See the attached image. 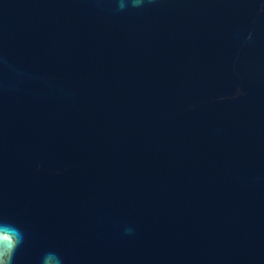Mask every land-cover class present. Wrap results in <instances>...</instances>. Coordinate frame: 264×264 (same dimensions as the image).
Instances as JSON below:
<instances>
[{
  "label": "water",
  "instance_id": "1",
  "mask_svg": "<svg viewBox=\"0 0 264 264\" xmlns=\"http://www.w3.org/2000/svg\"><path fill=\"white\" fill-rule=\"evenodd\" d=\"M0 221L12 264H264V0H0Z\"/></svg>",
  "mask_w": 264,
  "mask_h": 264
},
{
  "label": "clouds",
  "instance_id": "2",
  "mask_svg": "<svg viewBox=\"0 0 264 264\" xmlns=\"http://www.w3.org/2000/svg\"><path fill=\"white\" fill-rule=\"evenodd\" d=\"M139 3V0H135ZM120 8H124L123 2ZM24 240L23 232L15 225L0 221V264H12L15 253ZM42 264H61L54 253H47L42 258Z\"/></svg>",
  "mask_w": 264,
  "mask_h": 264
}]
</instances>
